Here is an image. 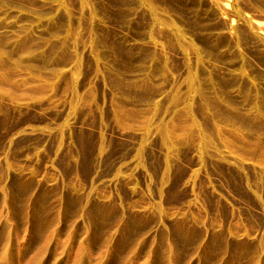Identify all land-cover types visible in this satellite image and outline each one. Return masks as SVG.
Segmentation results:
<instances>
[{
	"label": "rangeland",
	"instance_id": "obj_1",
	"mask_svg": "<svg viewBox=\"0 0 264 264\" xmlns=\"http://www.w3.org/2000/svg\"><path fill=\"white\" fill-rule=\"evenodd\" d=\"M0 264H264V0H0Z\"/></svg>",
	"mask_w": 264,
	"mask_h": 264
}]
</instances>
